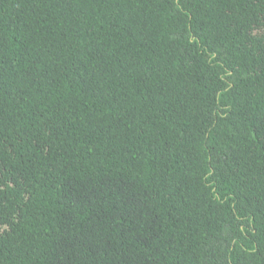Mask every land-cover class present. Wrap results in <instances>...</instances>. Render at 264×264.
Instances as JSON below:
<instances>
[{
    "label": "trees",
    "instance_id": "16d2710c",
    "mask_svg": "<svg viewBox=\"0 0 264 264\" xmlns=\"http://www.w3.org/2000/svg\"><path fill=\"white\" fill-rule=\"evenodd\" d=\"M0 264H264V0H0Z\"/></svg>",
    "mask_w": 264,
    "mask_h": 264
}]
</instances>
